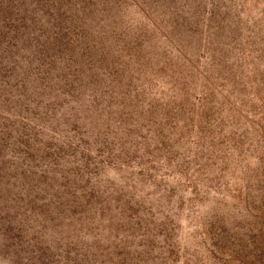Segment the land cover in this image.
Here are the masks:
<instances>
[{
    "label": "rangeland",
    "instance_id": "374dc122",
    "mask_svg": "<svg viewBox=\"0 0 264 264\" xmlns=\"http://www.w3.org/2000/svg\"><path fill=\"white\" fill-rule=\"evenodd\" d=\"M0 264H264V3L0 0Z\"/></svg>",
    "mask_w": 264,
    "mask_h": 264
},
{
    "label": "trees",
    "instance_id": "16d2710c",
    "mask_svg": "<svg viewBox=\"0 0 264 264\" xmlns=\"http://www.w3.org/2000/svg\"><path fill=\"white\" fill-rule=\"evenodd\" d=\"M264 3V0H261Z\"/></svg>",
    "mask_w": 264,
    "mask_h": 264
}]
</instances>
